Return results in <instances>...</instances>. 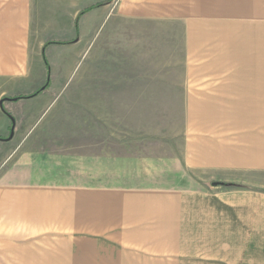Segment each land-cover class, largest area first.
I'll return each mask as SVG.
<instances>
[{"label":"crops","instance_id":"obj_1","mask_svg":"<svg viewBox=\"0 0 264 264\" xmlns=\"http://www.w3.org/2000/svg\"><path fill=\"white\" fill-rule=\"evenodd\" d=\"M134 4L183 26L189 186L84 145L77 181L0 187V264H264V0ZM31 10L0 0V75L24 72Z\"/></svg>","mask_w":264,"mask_h":264},{"label":"rangeland","instance_id":"obj_2","mask_svg":"<svg viewBox=\"0 0 264 264\" xmlns=\"http://www.w3.org/2000/svg\"><path fill=\"white\" fill-rule=\"evenodd\" d=\"M141 1L32 0L24 72L0 75V100L9 98L0 106V187L16 179L77 181L89 167L80 151L94 144L134 157L152 184L160 175L166 188L189 186L181 161L185 107L176 84L183 26L132 8ZM96 2L102 4L76 25L78 12ZM48 41L71 42L44 47ZM43 48L50 86L13 99L46 82ZM9 116L16 126L6 140Z\"/></svg>","mask_w":264,"mask_h":264},{"label":"trees","instance_id":"obj_3","mask_svg":"<svg viewBox=\"0 0 264 264\" xmlns=\"http://www.w3.org/2000/svg\"><path fill=\"white\" fill-rule=\"evenodd\" d=\"M101 4H102V2H96V3H93L89 6H86L83 9H81L76 16V20H75L76 25H78V20L83 14H85L86 12L100 6ZM70 42L71 41H48L44 45V47L50 43L69 44ZM42 55H43V59L45 61V68H46V73H47L46 82L44 83L43 86L35 89L34 91L27 93V94L16 95V96L12 97L13 99L32 98V97L38 96L50 86V66H49V63L47 61V57L45 55V48H43ZM10 128H11V125H10ZM0 138H3V137L0 136Z\"/></svg>","mask_w":264,"mask_h":264},{"label":"water","instance_id":"obj_4","mask_svg":"<svg viewBox=\"0 0 264 264\" xmlns=\"http://www.w3.org/2000/svg\"><path fill=\"white\" fill-rule=\"evenodd\" d=\"M5 99H9L8 97H4L3 99L0 100V106L3 107V102ZM9 118L11 119V129H10V134L8 137L4 138L6 140H9L11 139L13 136H14V133H15V126H16V120L14 119L13 116H9Z\"/></svg>","mask_w":264,"mask_h":264}]
</instances>
